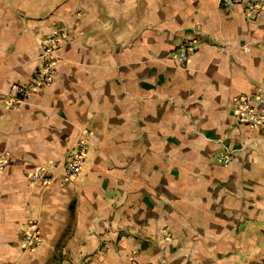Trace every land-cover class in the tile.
I'll use <instances>...</instances> for the list:
<instances>
[{
	"label": "crops",
	"instance_id": "obj_1",
	"mask_svg": "<svg viewBox=\"0 0 264 264\" xmlns=\"http://www.w3.org/2000/svg\"><path fill=\"white\" fill-rule=\"evenodd\" d=\"M191 40L200 49L182 65ZM48 64L53 83L12 110L11 87ZM263 92L264 12L0 0V264H264V128L234 114L235 99ZM82 141L79 176L30 185Z\"/></svg>",
	"mask_w": 264,
	"mask_h": 264
},
{
	"label": "built area",
	"instance_id": "obj_2",
	"mask_svg": "<svg viewBox=\"0 0 264 264\" xmlns=\"http://www.w3.org/2000/svg\"><path fill=\"white\" fill-rule=\"evenodd\" d=\"M222 4L225 7H233L236 5L246 6L249 15L264 12V0H222ZM53 37L54 41L52 44H44L42 46L46 54L50 56L55 54L62 36L57 32ZM199 49V43L195 40L182 44L179 49V62L182 65L188 64L191 57L197 53ZM50 65L51 64L45 65L44 70L36 74L30 85L15 84L11 87L12 100L10 108L12 110H17L43 85L53 83L54 77ZM234 114L239 121L248 124L252 128H264V92L255 98L247 96L235 99ZM87 151L88 142L82 141L70 160L62 167H56L55 171H50V169L45 166L34 168L28 176L30 185L49 186L56 178L59 179L61 185H67L82 172ZM221 160L224 164L228 165L232 162V157L227 155L222 156ZM7 164V159L0 158V173L6 168ZM53 167L55 168V166ZM29 228V231L24 236V242L29 248L36 249L42 242L41 233L38 230L36 222H31Z\"/></svg>",
	"mask_w": 264,
	"mask_h": 264
}]
</instances>
